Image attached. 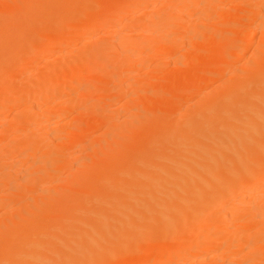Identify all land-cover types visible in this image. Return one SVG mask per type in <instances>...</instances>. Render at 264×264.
I'll use <instances>...</instances> for the list:
<instances>
[{"label": "rangeland", "instance_id": "rangeland-1", "mask_svg": "<svg viewBox=\"0 0 264 264\" xmlns=\"http://www.w3.org/2000/svg\"><path fill=\"white\" fill-rule=\"evenodd\" d=\"M47 1L0 0V264H23L15 257L28 252L23 247L43 242L55 228L68 229L80 212L108 195L107 184L109 189L119 181L129 185L126 177L145 157L154 152L169 157L166 151L186 145L197 133L218 135L210 124L223 117L217 111L228 105L232 90L249 89L264 73V0ZM195 121L210 129L183 130ZM255 130L257 140L263 129ZM156 147L161 152H150ZM195 155L178 159L191 163ZM148 174L155 180L154 173ZM178 188L177 200L187 199L185 188L184 195ZM229 200L226 219L190 234L198 240L209 236L211 247L194 251V257L171 250V258L160 264H202L205 259L208 264H264V216L258 212L264 204V178ZM166 202L157 200L156 211ZM7 221L13 224L7 227ZM251 230L255 238L249 246L254 247L235 248V241ZM175 239H161L157 251L165 253L170 243L176 248ZM230 241L234 252L218 257ZM127 251L137 261V251Z\"/></svg>", "mask_w": 264, "mask_h": 264}, {"label": "bare ground", "instance_id": "bare-ground-1", "mask_svg": "<svg viewBox=\"0 0 264 264\" xmlns=\"http://www.w3.org/2000/svg\"><path fill=\"white\" fill-rule=\"evenodd\" d=\"M102 2H104V0ZM41 3L43 4V2H41ZM104 4H106V3H104ZM124 4H125V2H124ZM40 8H43V7H40ZM45 8H48V7H45ZM89 9L91 10V8H89ZM112 9H113V7H112ZM30 10L35 11V8H33V10L32 9H30ZM38 10H40V9H38ZM109 10H110V8H109ZM52 11H53V8H52ZM92 11L94 12V10H92ZM98 11H100V10H98ZM102 11H103V9H102ZM87 12H88V10H87ZM88 14L89 13H87L86 15H88ZM31 16H32L31 13L28 14V17H31ZM91 17H93V16H91ZM22 18H24V17H22ZM33 18H35V17H33ZM105 20H107V19H105ZM94 24H96V23L94 22ZM79 25H81V24H79ZM90 26H92V25H90ZM194 29H197V28H194ZM189 31H191V30H189ZM263 32H264V30H263ZM193 33H195V32H193ZM3 35H5V34H3ZM117 47H119V46H117ZM108 48H109V46H108ZM110 50L112 51V49H110ZM219 55H220L219 57L222 56L221 54H219ZM221 59H223V58H221ZM217 60H219V58H217ZM219 62H220V60H219ZM220 63H222V62H220ZM81 65H83V64L81 63ZM214 66H216V65H214ZM212 67H213V65H211V64L209 67H207V68H210V71L207 70L208 71L207 73H209V72L211 73ZM204 69H205V67H204ZM201 72H202V70H201ZM213 73H215V72L213 71ZM263 74L264 73L258 75L256 77V79L254 78L255 80L252 81V83L249 85V89L245 88L244 91H243V89H242V91L237 90V89L232 90V92L230 93V97H231L230 102L226 101L228 103V105L220 107L221 109L219 108L220 110L217 111V112L223 114V117H220L217 121L212 122V124H210L213 126V129L215 131L219 132L218 135L213 134L214 136L204 138L203 137L204 134L199 135V133H197L198 136H195V137L193 136L194 140H192L191 142L185 143L186 145L181 146L179 148H176V147H178V146H176L175 149H178L179 150L178 152L173 151L174 148L169 149V151H166V153L171 152V156L168 155L169 157L162 155L163 158H161V157L159 158L158 154H160V153H158V152L153 153V151H159L161 149L160 147L159 148L156 147L157 149L154 148V150L150 149L151 150L150 152L155 154V156L151 155V157H147V158L145 157V159L142 161V163H140V161H139L140 165L138 168H136L137 170H136V172H134L132 174V176L130 174H129L130 175L129 177L127 176V174L120 176V179H121V177L127 176L126 178H128L129 181H126L125 184L128 183L129 185H127V186L123 185L122 186L119 179H117L119 182L117 184H115L114 187H113V185H111L109 183L111 185V189H109L110 186L107 187L108 184L107 185L103 184V185H106V188H108V190H109L108 195L106 193V195H107L106 197L103 196L104 198H102L100 196V198H102V199H99V200L96 199V201L92 197L93 200L95 201V203L93 202L94 206L92 205V208H91V206H90L91 202L90 203L88 202L89 203L88 207L91 209L90 210L87 209L88 210L87 213L84 212L85 210L80 212V214H82V215H80V217H79V215L77 214L79 218H77V215H76L77 219L73 218V221H71V219L68 218L71 221V224H69L70 226L67 225L70 222H68V220L66 218V221L64 222L66 227L64 225H62V226H64V228H68L67 226H69V228L66 229L68 232H66L65 229H64V231H65L64 232L62 228L53 227V229L54 228L56 229V231H54L55 233L53 232L54 234L53 233L51 235L46 234V235H48V237H46L44 234L42 235V236H45L47 240L44 239L43 242H39L38 244H35L34 246H29L30 249L28 246H26L28 248H26V247L22 248L21 247L22 248L21 250L28 249V252H26L25 255H24V252H23V254L21 253L22 255H24L23 257L19 256V255H18L19 257L15 256L18 258V259L16 258V261L20 260V263L23 262V264H133V263L135 264L136 262H137L136 264H160L164 261H167L168 257L171 258L169 252H171V254H172L173 252H175V249L178 252L179 251L181 253L183 252L182 254H185V256H186V254H187V256L191 255V254L193 256V254H197L198 252H201L204 248L211 247L213 245V242L207 240L209 236H207V239H202L201 237H200L201 238L200 240L193 239V237L191 236L192 231L194 230L196 232V228H198L197 229V232H198L199 227L202 228L203 224H205L204 226H206V223H211L212 221L214 222L215 219L223 218V220H224L225 217H228L229 211H231V209L227 210L226 208H224L226 206L227 202L230 201L229 199H231V196L233 194L238 193L243 188L249 187L251 185H257L264 178V115L258 114L260 112L264 113V76H262ZM214 75H216V73ZM205 77H207L206 79H208L207 75ZM191 79H193V78H191ZM241 81H243V80H241ZM234 82L236 83L237 81H234ZM98 83H100V82H98ZM100 86H98V87L100 88ZM251 86H253V87H251ZM228 88H230V87H228ZM233 91H235V92H233ZM12 92H14V91H12ZM220 92H221V90H220ZM12 99L15 100L14 98H12ZM213 100H215V99H213ZM243 101H245V102H243ZM234 102H238V104L240 102H243V103H240L239 105L236 106V103H234ZM236 112L241 114V116H243V118L238 119V116L237 117L235 116ZM210 115H213V114L210 113ZM217 116H219V115L217 114ZM161 121L163 122L166 120L162 119ZM156 124H157V122L154 125H156ZM185 125H186L185 129L182 126L183 130H195V131L199 132V131H201V126H203V125H204V127L202 130L210 129V125L208 123H207V125H205V124H203L202 121H198L196 123H191V124H185ZM212 126H211V128H212ZM257 128H262L263 132L261 133L260 136L258 135L259 139L256 138L257 140H255L252 137V135H253L254 131H256L255 129H257ZM206 130H205V132H206ZM152 132H154V131H152ZM194 133L193 134L190 133V134L194 135ZM255 134H254V136H257V134L256 135ZM190 138L192 139V137H190ZM172 140L173 139H171V141H169V142H172ZM169 142H166V143L169 145ZM175 142H177V141H175ZM166 143H164V145ZM179 144L181 145V142H179ZM164 145H163V147H164ZM134 146H132V148ZM171 147H174V146H171ZM129 151H131V150H129ZM159 152H161V151H159ZM189 152H196V155H195L196 158L193 159V162L190 163L189 159H188V160H185V161H187V163H185V161L178 159V157L181 159L183 157L185 158L186 154ZM57 153H59V152H57ZM152 153H150V154H152ZM156 154H157V156H156ZM175 154H176V156H172ZM251 155H254V156H251ZM143 156H145V155H143ZM251 157L252 158L255 157V159L250 161ZM126 160H127V158H126ZM136 161H137V159H136ZM113 165H115V164H113ZM136 165L138 166V164H136ZM112 168H113V166H112ZM130 169L133 170L132 168H130ZM131 170H129V171H131ZM106 172H107L106 174L109 173L108 171H106ZM147 173H151V174L154 173L155 180L152 179L150 181L149 179H147V176H146ZM94 178L96 179L95 176H94ZM112 183H113V181H112ZM262 183H263V181L261 182V184ZM86 186H88V185H86ZM86 186H83V187L85 188ZM254 187H256V186H254ZM176 188H178V190H181V188H182L181 191H182L183 195H184V192L189 194L188 198L177 200L178 194H177V192H175ZM184 188H185V191L183 192ZM174 189H175V191H174ZM104 192H105V190H104ZM255 195H257V193ZM185 196H187V195H185ZM242 196H243V194H242ZM71 197H73V196H71ZM98 197H99V195H98ZM253 197H255V196H253ZM164 199L167 200V202L165 203L166 205L163 207H160V205H158V207H160L162 209H161V211H156L158 209L156 206L157 200L160 202V201H163ZM117 201H119L120 203L119 202L117 203ZM250 201H252V200L250 199ZM153 204H154V206L151 207ZM220 204H221V207H217ZM83 206H85V204H83ZM258 206H259V204L257 205V207ZM259 207H260L259 208L260 211H258V212L261 214V216H264V204L262 206H259ZM219 208H221V209H219ZM80 210H82V208H80ZM57 213H59V211ZM256 214H258V213H256ZM232 217L234 218L235 216H232ZM249 219L252 220L251 218H249ZM19 220H21V219L19 218ZM7 222H9V221H7ZM40 222H41V220H40ZM217 222H220V221H217ZM10 223L13 224L11 221V222H9V224L7 223L8 225H6V224H4V225L8 227L11 225ZM15 223H16V220H15ZM230 224H232V223H230ZM254 224H256V223L254 222ZM209 225H211V224H209ZM235 225H237V224H235ZM31 228H32V226H31ZM53 229L51 230V232L53 231ZM238 229L240 230V228H238ZM242 229L240 231H242ZM252 229H254V228H252ZM23 232H25V231H23ZM237 234L239 235V233H237ZM19 236L23 237L22 234ZM172 237L174 239H175V237L178 238L177 242H179V243H174V245H176L175 246L176 248L172 249V247H174V246H171L170 244H173V243L167 244L166 247H169V248L166 249V252L168 250H170V251H168V253L165 252L163 254H160V252L157 251V243L159 242V244L160 243L162 244L163 241H160L161 239H167V238H172ZM189 237L192 240H189ZM254 238H255V235L252 233V230H251V232H246V234L244 236H242L240 239L237 240L238 242L235 241V243L238 246L232 245L234 240L232 242L230 241L231 242L230 245L227 246L229 248L226 251L222 249L224 252L220 250L221 253L217 254V256L218 257L226 256L230 253L231 249H232L231 253H232V251L234 252L235 249L233 250L232 246H234L235 248H237L239 246H243L242 248H244L245 245L249 246ZM40 239L43 240V237H40ZM19 240H21V239H19ZM12 241L14 242L17 240H12ZM170 241H173V240H170ZM193 241H195V242H193ZM254 241H256V240H254ZM35 242H37V241H35ZM8 243H11V242H8ZM179 244H181V246ZM11 245H13V244H11ZM31 245H33V244L31 243ZM164 246H165V244H164ZM249 247L253 248L254 246L251 245ZM128 248H133L134 250L137 251V253H138L136 255L137 261H135L134 257L130 256V254L127 251ZM159 248L160 247H158V249ZM162 250H163V248H162ZM196 250H198V252L194 253V251H196ZM261 250H262V248H261ZM216 251H219V250H216ZM180 252L178 255H180ZM258 252H259V250H258ZM258 252H256V253H258ZM17 253H19V252H17ZM2 254H3V252H2ZM8 254H10V253H8ZM14 254H16V253H14ZM132 258L134 260H132ZM215 258H216V256L214 257V259ZM206 260L207 259H205L204 262L201 261V262H203L202 264H208L210 260H207V261ZM232 262H234V261H232ZM224 263H226L225 260H224ZM3 264H7V263H3Z\"/></svg>", "mask_w": 264, "mask_h": 264}]
</instances>
